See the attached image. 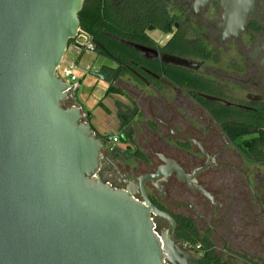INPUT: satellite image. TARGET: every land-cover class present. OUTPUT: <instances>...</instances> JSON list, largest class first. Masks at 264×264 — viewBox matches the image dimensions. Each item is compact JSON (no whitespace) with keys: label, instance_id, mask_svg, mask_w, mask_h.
<instances>
[{"label":"flooded vegetation","instance_id":"af4514ba","mask_svg":"<svg viewBox=\"0 0 264 264\" xmlns=\"http://www.w3.org/2000/svg\"><path fill=\"white\" fill-rule=\"evenodd\" d=\"M133 1L145 5L143 15L130 14ZM159 1L121 0L120 4L127 21L162 18L169 32L150 26L148 38H110L135 52V45L151 49L138 52L139 56L173 68L174 76L176 69L185 71L187 86L168 80L162 69L147 68L136 58L121 64L110 53L104 56L111 62L100 66V73L119 94L128 96L131 105L118 106L117 143L124 147L114 143L109 150L105 146L99 177L113 188L129 191L138 201L148 197L154 207L171 216L175 228L163 218L153 221L160 233L174 231L173 239L192 254V263L264 264V155L257 158L247 153L253 148L256 129L246 121L264 117V0L236 3V12L247 16V23L231 35L222 29L226 14L222 0ZM178 40L188 54L166 51ZM79 45L73 39L68 49H79ZM94 53L98 54L97 49ZM227 53H231V71L218 67L221 55ZM165 54L189 59L198 68L163 65ZM132 81L150 93L139 91ZM208 87L214 93H207ZM208 103L224 122L212 115ZM246 125L251 126L247 134L232 137L239 134L234 127ZM166 170H171L167 176L156 177Z\"/></svg>","mask_w":264,"mask_h":264},{"label":"water","instance_id":"95a60500","mask_svg":"<svg viewBox=\"0 0 264 264\" xmlns=\"http://www.w3.org/2000/svg\"><path fill=\"white\" fill-rule=\"evenodd\" d=\"M85 1L0 0V264H194L174 231H154V217L175 228L171 216L99 177L114 143L95 134L80 88L57 75L78 35L101 47L80 29ZM239 1L222 0L229 35L247 23ZM160 62L198 68L170 54ZM71 67L111 83L98 66Z\"/></svg>","mask_w":264,"mask_h":264},{"label":"trees","instance_id":"16d2710c","mask_svg":"<svg viewBox=\"0 0 264 264\" xmlns=\"http://www.w3.org/2000/svg\"><path fill=\"white\" fill-rule=\"evenodd\" d=\"M132 2V0H129ZM121 0H86L84 8L80 13V29L82 32L86 33L92 39H94L98 44L101 45L97 46L96 49L99 55L102 56H109V53L114 55L121 64H126L130 59L136 58L140 61L141 64L145 65L147 68L152 70L162 69L164 74L167 75L168 80H172L176 82L181 87H186V80L188 78L187 73L183 70L174 69L176 71V76L171 74L173 68L171 67H164L159 65H155L154 63L147 62L139 56L138 52H135L127 47H124L113 41L110 37L114 38H122L127 39L130 41H137V38H148L146 34V30L150 26H154L155 28L163 31L169 32L171 30L169 24L164 22V19L159 18L158 20H147V22H139L133 23L127 21L122 8V4H120ZM133 8L130 11L132 16L136 15H143L145 5L141 2L133 1ZM161 15V13H160ZM162 16V15H161ZM134 36L137 38L135 39ZM182 42L183 40L180 39ZM180 40L176 41V45L169 44L166 47V51L170 53H181L182 55L188 54V48L180 42ZM112 43V46L110 45ZM195 51V50H193ZM198 55L202 56L200 52L197 53ZM115 92L120 93L118 90L114 89ZM207 93H214L210 87L205 89ZM103 106V105H102ZM208 106L211 109L212 115L219 121L224 122L225 119L221 118L217 112L214 110V107L208 103ZM104 107V106H103ZM105 110H108L104 107ZM226 111L227 109H223ZM242 119L241 116H239ZM252 123L253 127L256 129L255 131V138L253 140V148L250 151H247L248 154L253 155L257 158H261L264 155V117H257L252 121L246 120ZM251 126L246 125L245 128L241 126L234 127V131L237 130L239 132L238 135L232 134L233 138L241 136L243 134H247L248 128ZM232 125H228V131H231ZM234 133V132H233Z\"/></svg>","mask_w":264,"mask_h":264},{"label":"rangeland","instance_id":"374dc122","mask_svg":"<svg viewBox=\"0 0 264 264\" xmlns=\"http://www.w3.org/2000/svg\"><path fill=\"white\" fill-rule=\"evenodd\" d=\"M159 1V0H158ZM159 5L162 6L163 8H165L166 4L163 3L162 1L160 2L159 1ZM197 31L199 30V28H195ZM76 41L79 40L81 41V43L85 46V40L84 39H81L79 38L78 36L75 38ZM72 46V45H71ZM71 48V47H70ZM68 53V51H67ZM66 53V57L68 56V54ZM75 60V62H77L78 64L82 63V64H86V62L88 60H91V62H94V63H101V62H105V63H110V59L107 58V57H104V56H100L98 54H95L94 52H90L88 50L85 49V51H83L82 49H77L76 50V53L75 55L72 56ZM221 58H222V62L220 64V66L218 67H221L223 70L225 71H231V64H230V59H231V53L230 54H223L221 55ZM209 65H214V63L212 61H208L207 62ZM64 65V64H62ZM65 65L67 66H74V62H65ZM77 75H78V79H79V82L81 84V89H80V92H79V96L82 97V91H83V87H88L89 83H90V80L88 77H86L84 74H81L79 73L78 71H76ZM83 82V83H82ZM132 83L135 85L136 82H133ZM88 84V85H87ZM231 88H232V85H231ZM164 89V93L169 97V98H173V93L170 92L169 89ZM92 87H88V90L86 89L85 92H86V95L84 96L85 99L87 100V102L89 103V106H90V110H94L93 111V114H94V117L97 119L96 123L93 124L94 128L100 132V135H101V138L102 139H109L111 137H113V133L115 132V129L113 128V123H114V120L116 119V117H110L105 111H103L101 108H97V100L96 98L94 97V95H92ZM233 90V88H232ZM234 92H238L237 90H233ZM241 95H243L242 92H239ZM110 103V107L116 111L117 109V105H115L114 102H111L109 101ZM122 142H119V143H116L117 146L119 147H124L122 144ZM261 166H262V171H264V164L261 163Z\"/></svg>","mask_w":264,"mask_h":264},{"label":"crops","instance_id":"0c3cea01","mask_svg":"<svg viewBox=\"0 0 264 264\" xmlns=\"http://www.w3.org/2000/svg\"><path fill=\"white\" fill-rule=\"evenodd\" d=\"M76 50L75 47H71L70 49H68V56L67 57H64V63L65 62H74V66L77 68L79 67H88L89 66H102V65H105V64H108V63H105V62H101V63H94V62H91V60H88L86 62V64H78L77 62H75L74 58L72 57L73 55H75L76 53ZM96 54V53H95ZM65 65V64H64ZM67 66V65H66ZM77 71V70H76ZM79 72V71H78ZM80 73V72H79ZM82 74V73H81ZM86 77L89 78L90 80V83L88 85V87H92V95H94V97L96 98L97 100V108H101L103 111H105L110 117H116V119L114 120V123H113V128L115 129V132L113 133V137H116V136H119V129L121 127V121H120V118H119V113H120V110H119V107L120 106H123V109L126 107V108H130V105H131V100H129L128 96H126L125 94H119L118 92H115L113 90V87L111 86V84L109 83H106V82H103L101 80H98V79H95L94 77H91L89 75H85ZM83 83V82H82ZM88 87H83V93H82V101L84 103V105L86 106L88 112L90 113V116H91V119H92V123H96L97 119L94 117V114H93V111L94 110H90V106H89V103L87 102V100L85 99V95H86V92L85 90L87 89L88 90ZM80 89H81V84H80ZM109 101L111 102H114L115 105H117V109L116 111L113 110L111 107H110V103ZM107 108L108 110H105L104 107ZM119 106V107H118ZM98 122V121H97ZM94 127V126H93ZM94 132L95 134L101 138V135H100V132L97 131L95 128H94ZM111 137V138H113ZM110 138V139H111ZM112 141V139H111Z\"/></svg>","mask_w":264,"mask_h":264},{"label":"built area","instance_id":"2783aa9c","mask_svg":"<svg viewBox=\"0 0 264 264\" xmlns=\"http://www.w3.org/2000/svg\"><path fill=\"white\" fill-rule=\"evenodd\" d=\"M78 37L85 40V46L81 43V41L77 40L79 44L83 45L86 50L90 52H95L96 45L91 40L87 39L84 34L78 35ZM57 75L61 79L64 78V81L68 84L69 89L75 90L80 88V82L74 67L61 64L60 68L57 69ZM111 139L113 143H117L119 141L118 136L113 137ZM93 177L97 179L98 175H94ZM154 231L159 235V231L157 230L155 224H154Z\"/></svg>","mask_w":264,"mask_h":264}]
</instances>
